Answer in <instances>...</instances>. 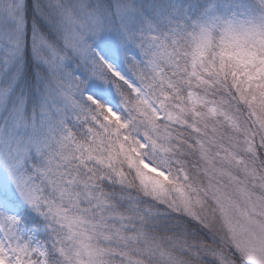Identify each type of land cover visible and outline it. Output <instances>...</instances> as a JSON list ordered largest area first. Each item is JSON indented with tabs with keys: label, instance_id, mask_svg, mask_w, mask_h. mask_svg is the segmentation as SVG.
Returning a JSON list of instances; mask_svg holds the SVG:
<instances>
[{
	"label": "snow or ice",
	"instance_id": "1",
	"mask_svg": "<svg viewBox=\"0 0 264 264\" xmlns=\"http://www.w3.org/2000/svg\"><path fill=\"white\" fill-rule=\"evenodd\" d=\"M0 264H264V0H0Z\"/></svg>",
	"mask_w": 264,
	"mask_h": 264
}]
</instances>
